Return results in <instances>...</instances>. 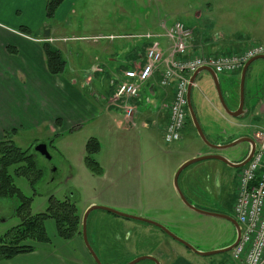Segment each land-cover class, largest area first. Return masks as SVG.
Wrapping results in <instances>:
<instances>
[{"label": "rangeland", "instance_id": "rangeland-1", "mask_svg": "<svg viewBox=\"0 0 264 264\" xmlns=\"http://www.w3.org/2000/svg\"><path fill=\"white\" fill-rule=\"evenodd\" d=\"M231 1L234 0H74L64 30L70 38L67 46L71 51L67 59L63 55L66 68L61 74H69V63L83 70L92 69L95 65L102 68L104 73L93 75L101 77L104 74L107 82L105 87L111 86L112 81L122 78L124 70L130 69V61L136 58L134 52L149 42L136 36L162 32L163 22L168 27L176 22L188 25L202 42L207 39V42L210 40L214 44L209 47L212 53L229 54L252 44L264 47V0ZM58 19L56 15L51 20L45 17L43 25L57 24ZM29 26L22 23L18 29L31 35L39 34L38 30ZM111 36L114 38L110 39ZM160 40L157 39L158 42ZM162 40L169 45L168 39ZM129 47L133 50H129ZM13 50L10 52L16 56ZM108 65H111L110 69ZM113 69L114 73H111ZM218 78L226 105L230 109L237 107L240 103L241 72L219 74ZM100 82L92 85L95 97L90 96L89 89L80 88V84L77 88L93 106L105 108L106 98L100 100V94H104L98 89ZM198 82L199 78L192 88L193 99L197 102V117L208 139L211 142L214 139L207 134L210 131L221 136L219 141H228L233 136V139L250 137L251 127L257 125L253 110L261 106L257 105V98L264 99V59L252 64L245 80L244 109L248 111L250 108V114L245 112L240 117H230L221 104L213 79L210 83ZM208 87L215 92L220 111L213 109L207 102ZM144 88L140 92L138 104L143 103V97H146ZM118 104L111 109L114 114L123 111L119 106L114 107ZM23 114L15 109L6 127L7 124L4 125L0 120L3 133L0 136L10 138L18 147L33 154L37 163L35 170H42L43 176L35 187L31 186L28 177L17 175L14 178L23 194L32 198L30 211L33 215L44 212L52 196L60 201L72 198L81 219L92 205L146 219H151L156 210H161L162 213L167 212V226H164L197 249L218 247L235 241L236 229L230 221L192 211L175 188V174L182 165L178 166L182 157L180 154H191L199 149L216 151L202 141L193 123L188 122L189 128L182 140L167 143L160 129L164 128L162 123L146 130L142 127L141 118H135V124L130 126L129 132L113 120L97 117L90 118L77 129L55 133L50 122L30 127L23 122ZM259 132L264 133L263 130ZM253 137L258 140L256 134ZM91 138L100 142L101 148L94 158L106 169L105 177L95 174L86 165V145ZM41 143L47 145L50 159L35 150ZM249 150L250 144L242 142L220 152L229 160H238L243 159ZM220 162L200 161L189 165L180 174L179 185L187 200L192 201L191 204L214 211L224 210L236 217L232 206L236 201L238 177L242 168H233ZM192 194L200 199L194 198ZM17 204V201L0 200V238L21 222L16 212ZM158 213L156 219L164 222L160 217L161 212ZM45 225L50 244L38 246L35 254L20 255L9 261L0 260V264H89L83 255V252L87 254L88 251L84 249L82 233L71 240H64L55 234L53 220H47ZM152 226L101 209L92 211L87 218L90 244L103 264H127L148 255L152 244L157 242L156 235L162 234L157 227ZM151 231L156 234L155 237L150 236ZM164 238L173 240L168 235H164ZM90 258L95 262L92 256ZM204 261L245 264L243 259L234 257V250L207 256ZM136 264L154 263L142 260Z\"/></svg>", "mask_w": 264, "mask_h": 264}, {"label": "crops", "instance_id": "crops-1", "mask_svg": "<svg viewBox=\"0 0 264 264\" xmlns=\"http://www.w3.org/2000/svg\"><path fill=\"white\" fill-rule=\"evenodd\" d=\"M73 1L74 0H65L62 3V5L56 12V19L59 18L57 24H52L49 26L47 23L43 25L46 17L45 8L47 0H0V120L3 122L4 125L7 124V120L10 119V114L16 109L18 113L23 114L24 112L23 122L28 124L30 127L50 122L55 133H62L68 130L77 129L82 126L85 122L90 120V118L97 117H101L103 119H110L111 121L113 120L117 122L118 126H121L125 131L129 132V130H131L130 126H133L135 124V118H141L142 127L144 129L149 130L150 126H158L162 123L164 128L160 129L161 132L164 133V129L169 120L168 109L174 97V88L173 86L163 88L158 84V81L161 77V72L164 69L163 65L161 66V69L155 72L153 77L147 82L146 86H144L145 88L143 87L144 90H146V97H143V103L140 102L138 104L139 101H137V104L139 105V111L134 117L133 123L126 120L123 112L114 114L115 112L111 111L113 105L110 103V101L112 100L113 95L116 91V85L119 84L122 78H119L116 81H112L111 86L105 87V84L107 82L105 77H103L104 74H102L101 77L93 75V73L98 72L104 73L103 69L99 68V66L94 65L92 66V69L88 68L83 70L80 67H76V65L73 66L72 63H69L67 64L69 73L68 75H54L48 71L46 66V57L43 50V45L45 43L48 42L54 48L58 49L61 54L65 56L66 59L71 51L70 48L67 46V43L69 42L70 38L67 37L68 35H65L64 30L66 27L67 17L69 16L70 9H72L74 3ZM234 1L231 2L235 3ZM21 22L34 27L35 30H38L39 34L31 35L30 33H25L19 30L18 28L19 25L22 24ZM186 26L189 27L188 25ZM43 30L44 34L42 33ZM46 31L49 32V35L45 33ZM157 33H161V31ZM201 40L202 39L198 38V36L195 35V32H193V38L189 42L187 50L188 55L196 56L227 54L210 52L209 47H212V45L214 44H212L210 40L207 42V39L205 40V42H202ZM161 41L163 46L168 49L169 45H167L164 40L161 39ZM150 43L151 42L145 43L142 49H137L134 52L136 53V58H133L130 61L132 63V65L129 66L130 68L132 66H138L143 62V59H140V56H144L146 47H148ZM13 47L16 49L13 50ZM11 49L15 52L16 56L11 54ZM130 49L132 48L129 47V50ZM244 49L245 48L231 53H239ZM110 67L111 65L107 66L108 69H110ZM251 67L252 64L248 68L247 74ZM77 72L81 74L76 75ZM240 72H242V70ZM111 73H114V69L113 71L111 70ZM114 77L115 74L113 75L112 79ZM197 78H199V82H212V77L207 71L200 72ZM99 80L101 82L99 83L98 89H101L100 92L104 93L100 94V100L102 101L106 98V109L102 108V106L98 108L96 106H93V104L87 99V97H85L84 94H82L77 88V86L80 84V88L89 89L90 96L95 97V94L92 93V89L94 88L93 86L95 82L97 83V81ZM191 100L194 109H196V112L198 108L197 102H195L193 99V90L191 91ZM149 101H151V103H149ZM207 102L210 104V106H212L213 109L220 111L217 96L210 87H208L207 89ZM257 102V105L261 106L259 109L255 108L253 110V117L257 119V125L251 127L252 134L250 135V137L252 138H255L253 136H255V134L257 135L258 133H260L259 131H264V99L257 98ZM16 104L19 106H17ZM114 107L119 108L118 106ZM238 107L239 105L235 108H232L231 110H237ZM250 111V108L248 109V111L245 110L246 114H250ZM188 125L189 124L187 123V125L183 129L181 140L183 139L184 133L189 128ZM6 126H8V124L5 125V127ZM211 128L212 127H210L209 129ZM1 129L2 128H0V130ZM210 132L211 133L207 132V134L214 137V139H212V142L216 144H227L237 139H233V136L232 139H229L228 141L222 139L221 141H219L221 136L219 134H214V131ZM2 134L3 133L1 130L0 135ZM148 138L150 137L148 136ZM2 139L3 138H1L0 136V141ZM213 153L222 154L220 151L209 152L203 149L196 150L193 153L187 155L179 153L182 157L179 161L178 166H180L191 158ZM168 154L170 155V151H168ZM204 161L220 162L214 159ZM231 161L239 162V159ZM106 173V169H103L102 177H105ZM191 192L194 191L192 190ZM192 195L194 198L200 199L194 196V194ZM190 202L192 203V201ZM196 206L204 210L214 211L212 209H205L203 207H200L199 205ZM158 212H161L160 217L164 222L158 221V219H156L159 216ZM214 212L228 214L224 210ZM166 213H162L161 210H156V212H154V214L152 215L151 219L156 220L161 224L167 226V224L165 223V220H167ZM157 229L162 234L156 235L152 233V231L154 230L151 231L150 236L155 237L156 235L157 242L155 243V245L152 244L150 250L148 251V255L156 257L161 264H215L214 262L211 263L204 261L207 256H201L193 252L182 243L177 242L174 239L173 241L164 238V235L167 234L162 231L159 227H157ZM55 234L57 235V233ZM35 245L38 247L40 245L47 246L48 244ZM228 245H230V243H224L222 245H219L218 247L213 246L208 249H198L200 251L213 250L217 248H224ZM84 249L86 250V252L88 251L86 246ZM37 251L38 248L33 253L20 255H32L35 254ZM83 255L84 259L87 260L89 264H91L90 261L93 264L95 263L93 262V259L90 258L91 255L89 251L87 254H84L83 252ZM66 256H70L68 252H66ZM70 258L72 260L75 259L74 257ZM262 264H264V262Z\"/></svg>", "mask_w": 264, "mask_h": 264}, {"label": "built area", "instance_id": "built-area-1", "mask_svg": "<svg viewBox=\"0 0 264 264\" xmlns=\"http://www.w3.org/2000/svg\"><path fill=\"white\" fill-rule=\"evenodd\" d=\"M162 28L164 30L161 33L148 32L144 36H136L151 43L142 56L143 62L123 71L122 79L110 103H120L117 106L123 110L126 120L133 123L138 113L137 101L144 84L163 65L158 84L163 88H174L163 139L167 143H173L181 140L188 121L187 93L192 75L202 67H210L218 75L239 72L251 58L263 54L264 47L252 44L240 53L190 56L187 50L193 38L192 30L183 22H176L170 27L163 22ZM159 38L168 39V49L163 46L161 40L157 41ZM257 136L256 151L238 177L234 204V213L242 230L241 238L233 249L234 257L243 259L245 264L264 262V133H258Z\"/></svg>", "mask_w": 264, "mask_h": 264}, {"label": "trees", "instance_id": "trees-1", "mask_svg": "<svg viewBox=\"0 0 264 264\" xmlns=\"http://www.w3.org/2000/svg\"><path fill=\"white\" fill-rule=\"evenodd\" d=\"M64 1L47 0L45 15L49 20L55 17ZM43 50L48 71L54 75L63 73L66 60L61 52L48 42L43 45ZM188 122L192 123L190 117ZM4 137L0 141V200L18 202L16 212L21 217V222L0 238V260H11L20 254L33 253L37 249L35 244H50L51 239L45 225L47 220L55 222L57 236L61 239L71 240L81 235L82 219L76 202L72 198L60 201L52 196L44 212L34 215L31 213L32 198L23 194L16 186L14 178L17 175L28 177L31 186L35 187L43 176L42 170H35L37 163L33 154L18 147L10 138ZM100 148V142L96 138L89 139L85 156L88 168L98 175L103 173V169L95 160L94 154ZM13 166H15L14 171H11Z\"/></svg>", "mask_w": 264, "mask_h": 264}, {"label": "water", "instance_id": "water-1", "mask_svg": "<svg viewBox=\"0 0 264 264\" xmlns=\"http://www.w3.org/2000/svg\"><path fill=\"white\" fill-rule=\"evenodd\" d=\"M45 33L47 35H49V32L46 31ZM259 59H264V54L255 56L254 58H251L245 64V66L242 69V72H241L242 80H241V88H240V90H241L240 103H239V107H238L237 110H231L226 105V103H225V101L223 100V97H222L221 86H220L218 75L210 67H202V68H200L199 70H197L193 74V76L190 78V84L188 86V93H187L189 115H190L192 123H193V125H194V127H195V129H196V131H197V133L199 135V137L202 139V141L207 146L211 147L212 149H214L216 151H220V150H224V149L236 146V145H238V144H240L242 142H248L250 144V150H249L247 156L240 162H233V161L229 160L226 156H224V155H222L220 153L206 154V155H201V156H198V157H194V158H191V159L187 160L186 162H184L180 166V168L176 172L175 178H174V185H175V188H176L180 198L182 199V201L190 209H192V210H194V211H196V212H198L200 214H203V215H208V216H213V217L226 219V220L230 221L234 225V227L236 229V234H237L235 241L232 244H230V245H228V246H226L224 248H220V249H216V250H212V251H200L197 248H195L194 246H192L190 243H188V242L184 241L183 239L179 238L177 235L172 233L167 227H165L164 225L160 224L159 222L153 221L151 219H146V218H142V217H137V216H131V215L123 214V213L117 212V211H115L113 209H110V208H107V207L92 205L90 208H88V210L86 211V214L84 215V217L82 219V237H83V241H84V244H85L87 250L90 252L91 256L94 258L96 264H103V263L101 262V260H100L99 256L97 255L96 251L93 249V247L90 244L89 237H88V234H87V218H88L89 214L92 211L97 210V209H101V210L107 211L109 213L116 214V215L124 217V218L143 221L145 223H149L151 225L159 227L169 237H171L172 239L176 240L177 242L182 243L183 245L187 246L190 250H192L193 252H195V253H197V254H199L201 256H212V255H216V254L226 253V252H229V251H231V250H233L235 248V246L238 244V242H239V240L241 238V234H242V230H241V226H240L239 222L234 217H232V216H230L228 214L204 210V209H201V208L197 207L196 205L191 204L187 200L185 194L183 193V191H182V189H181V187L179 185V177H180V174L182 173V171L186 167H188L189 165H191L193 163L204 161V160H210V159L218 160V161H221V162H223V163H225L228 166L233 167V168H243L250 162V160L252 159V157H253V155L255 153V150H256V146H257L256 140L254 138H252V137H240V138H237L234 141H231V142H229L227 144H216V143L211 142L208 139L207 135L205 134V132H204L199 120H198V117H197V114L195 112V109H194V107L192 105L191 91H192V87H193V85L195 83V80H196L198 74L200 72H202V71H207L211 75V77H212V79H213V81L215 83V86H216L217 92L219 94V98H220L221 104H222L223 108L225 109V111L227 112V114H229L231 117H240V116L244 115V113H245V109H244V90H245L246 74H247V71H248V68L250 67V65L253 64L255 61H257ZM35 150L37 152H40L41 154H43L44 156H46L47 158L50 159L46 144L41 143V144L37 145ZM142 260H150V261L154 262L155 264H161L160 261L156 257H154L152 255H146V256L138 257V258L132 260L131 262L127 263V264H136V263H138V262H140Z\"/></svg>", "mask_w": 264, "mask_h": 264}, {"label": "flooded vegetation", "instance_id": "flooded-vegetation-1", "mask_svg": "<svg viewBox=\"0 0 264 264\" xmlns=\"http://www.w3.org/2000/svg\"><path fill=\"white\" fill-rule=\"evenodd\" d=\"M257 143V142H256ZM239 160H241V159H239ZM91 255V254H90Z\"/></svg>", "mask_w": 264, "mask_h": 264}]
</instances>
